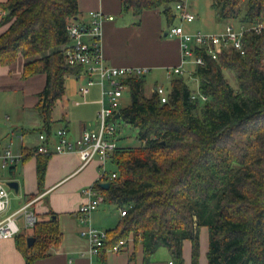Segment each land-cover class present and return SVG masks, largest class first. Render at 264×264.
<instances>
[{
	"label": "trees",
	"instance_id": "obj_1",
	"mask_svg": "<svg viewBox=\"0 0 264 264\" xmlns=\"http://www.w3.org/2000/svg\"><path fill=\"white\" fill-rule=\"evenodd\" d=\"M180 1L119 0L121 12L136 17L161 10L167 31L182 23L174 15ZM212 7L225 25L264 27V0H213ZM1 12L0 25L10 24L0 34V64L21 56L23 77H45L35 109L47 138L65 78L83 72L64 59L67 24L81 21L77 0H6ZM242 42L244 55L228 50L213 60L195 51L203 64L189 76L170 77L163 103L154 90L144 95L145 75L122 79L130 103L118 108V118L136 130L142 145L116 147L108 159L115 178L106 189L99 180L92 184L103 204L125 212L105 231L99 257L131 238L140 243L144 261L163 246L182 264L181 244L188 240L191 264H198L199 230L205 228L207 264H264V32H244ZM191 81L204 100L191 98ZM33 154L40 190L50 152L32 149L22 158ZM28 237L34 238L30 247ZM28 237L19 233L13 239L25 264H34L49 255L61 234L56 220L48 218L38 220Z\"/></svg>",
	"mask_w": 264,
	"mask_h": 264
},
{
	"label": "crops",
	"instance_id": "obj_2",
	"mask_svg": "<svg viewBox=\"0 0 264 264\" xmlns=\"http://www.w3.org/2000/svg\"><path fill=\"white\" fill-rule=\"evenodd\" d=\"M5 1L0 0V3ZM77 6L78 20H86L89 11H100L104 16L112 17V20H103L101 24L100 46L106 65L146 68L147 73L152 70L162 71L165 77H168L166 69L180 65L182 59L180 41L178 38L166 35L168 25L159 15V10L145 11L137 17L132 15L138 19V24L134 29L129 30L132 40L136 37L145 43L154 40L156 48L144 46L140 50L132 48L119 51L113 45L120 34L121 25L113 16L121 12L119 0H77ZM174 23L177 24L176 19ZM224 25L222 24L221 30ZM4 30L5 26L0 25V34ZM184 30L189 32L185 28ZM161 34L164 39L161 38ZM25 61L26 59L19 56L11 64H0V154L4 150H9L13 156L19 157L4 168L1 167L0 161V170H6L8 174L6 181L17 183L16 191L10 189L12 193L7 192L8 205L1 213V218L28 205L27 209L32 210L38 220L48 218L56 220L61 239L56 247L49 248L48 256L36 260L34 264H167L168 262L175 264L169 251L159 248L157 250H162L160 254L155 250L147 261H144L140 243H134L131 238L118 253L105 251L100 257L90 255L88 240L79 235L80 225L76 212L83 202L80 191L98 180L100 161L95 156L83 165L84 156L81 154L56 153L55 132L58 129H65L68 138L74 140L84 131L98 129L97 113L101 106L99 86H88L81 93L78 91L75 77L65 78L63 101L56 102L51 113L53 123L50 135L47 137L50 156L41 189H38L36 155L27 156L23 160L22 153L31 151L40 144L38 136L43 133L42 124L35 106L38 102V93L44 87L45 77L41 74L23 77L22 67ZM155 85L156 83L151 90H154ZM55 108L58 109L56 116H54ZM107 163L109 160L106 161L105 167ZM96 210L97 208L92 211L90 219L92 226L100 231L113 229L120 219L117 209V219H114L111 226V222L106 224L99 220L95 214ZM17 225L20 234L31 236L32 228H25L21 218L18 219ZM203 246L202 239V248ZM206 251L207 239L205 248L199 251L201 256L198 264H207ZM181 258L182 264H191V244L188 240L181 244ZM0 264H25L23 256L15 247L13 238L0 239Z\"/></svg>",
	"mask_w": 264,
	"mask_h": 264
},
{
	"label": "built area",
	"instance_id": "obj_3",
	"mask_svg": "<svg viewBox=\"0 0 264 264\" xmlns=\"http://www.w3.org/2000/svg\"><path fill=\"white\" fill-rule=\"evenodd\" d=\"M174 15L184 23H191L195 19L190 7L184 0L177 2L174 6ZM103 20H112V17L104 16L100 11H89L86 20L70 21L66 27L68 44L64 49V59L69 66H81L83 72L75 76L78 82V91L83 92L86 87L97 85L101 92V106L97 113L98 129L96 131H84L78 138L70 140L65 129H58L55 132L57 143L54 145L56 153L76 152L84 156L83 165L90 162L95 156L100 161L99 177L100 183L109 182L115 178V174L108 173L105 167L106 161L116 149V144L109 137L115 133L114 116L118 113L120 100L127 87L122 79L127 77H139L148 72L146 68L139 67H114L106 65L100 46L101 24ZM259 34L264 32V27L257 24L250 27L240 26L236 28L232 24L224 25L220 32L204 33L200 31L187 32L179 24L171 26L166 35L171 38H178L182 59L179 66L166 69V75L189 76L192 68L202 65L201 55L216 60L219 55L228 50H233L239 55H244L242 38L244 32ZM189 65V68H186ZM154 91L163 103L167 99V91L161 85H156ZM197 89L192 93L191 98L198 96L204 100L205 97L198 94ZM40 144L35 148L38 153H48L49 148L46 136L41 133L38 136ZM17 158L9 150L0 154L1 167L12 164ZM83 202L79 206L76 217L80 225L79 235L89 242V254L98 255L100 248L106 238L105 231H100L91 224V213L102 203V195L92 185L84 187L80 191ZM8 205V194L6 188L0 182V214ZM28 206V205H27ZM27 206H22L16 212L0 218V239H11L19 233L18 219H22L25 228H32L38 221L37 216ZM120 216L125 212L119 211ZM130 240V238H129ZM128 240H119L115 245L106 251L118 253L126 246ZM167 264H172L168 262Z\"/></svg>",
	"mask_w": 264,
	"mask_h": 264
},
{
	"label": "rangeland",
	"instance_id": "obj_4",
	"mask_svg": "<svg viewBox=\"0 0 264 264\" xmlns=\"http://www.w3.org/2000/svg\"><path fill=\"white\" fill-rule=\"evenodd\" d=\"M185 4L190 7V11L195 16V19L191 23H181V26L188 30L189 32H195L200 31L204 33H214L218 32L222 28L221 22H219L217 17L216 10L212 7L213 0H184ZM159 10V15L163 17V15ZM0 15H3V12H1ZM115 21L119 22L121 25L119 28V37L117 41L113 43L114 47H116L119 51H126L132 48L142 49L144 46L151 47L153 49L156 48L155 41H147V43L140 41L139 37H136L132 40V37L130 36V29H134L136 25L138 24V19L133 17L131 13L129 12H120L119 14H113ZM164 18V17H163ZM178 23V22H177ZM10 22H8L5 26L8 27ZM164 25V24H163ZM165 27V26H164ZM161 38H163L161 34ZM186 68H189V65H186ZM186 77V76H185ZM225 77L227 78L229 84L231 87H235V82L232 79L231 75H227L225 73ZM145 86H144V95L146 97H149L152 93V87L156 83V85H161L164 88H168L169 81L168 77H165L162 71H155L152 70L150 73L145 74L144 76ZM188 86L191 90H194L196 88V83L189 82ZM130 103L129 94L127 91H124L122 99L120 100V108L126 107ZM58 114V109L55 108L54 110V116ZM114 127H115V133L109 137L110 140H113L116 144L117 148H138L142 144L137 139V132L136 130L131 127L130 125L126 124L124 120L121 118L114 120ZM106 170L108 173H112L115 171V166L113 164L107 163ZM8 179V174L6 170H0V182L5 187V182ZM6 188V187H5ZM8 193H12L10 189H7ZM95 214H97V217L100 221L104 223L112 222L114 219H117V209L113 205H107V204H100L97 207V210L95 211ZM1 218V214H0ZM110 227V226H109ZM107 227V228H109ZM202 239H203V248H202ZM206 239H207V231L204 228H201L199 230V249L201 246V249H204L206 246ZM159 249H166L165 247L161 246ZM201 249L199 250L201 252ZM162 250H157V254L162 252ZM201 256V254H200ZM199 256V258H200ZM198 258V260H199Z\"/></svg>",
	"mask_w": 264,
	"mask_h": 264
},
{
	"label": "water",
	"instance_id": "obj_5",
	"mask_svg": "<svg viewBox=\"0 0 264 264\" xmlns=\"http://www.w3.org/2000/svg\"><path fill=\"white\" fill-rule=\"evenodd\" d=\"M118 116H119L118 113H116L114 118L117 119ZM5 186L9 189H13L14 191L17 190V183L15 181H6ZM108 186H109L108 182L99 183V187L102 189H106ZM33 242H34V238H32V237H28L26 240L28 247H30L33 244Z\"/></svg>",
	"mask_w": 264,
	"mask_h": 264
}]
</instances>
